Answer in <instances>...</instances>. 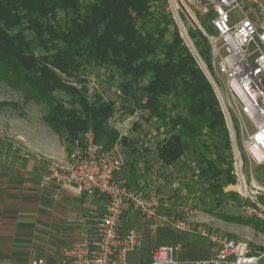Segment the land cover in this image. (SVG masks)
<instances>
[{"label": "trees", "instance_id": "1", "mask_svg": "<svg viewBox=\"0 0 264 264\" xmlns=\"http://www.w3.org/2000/svg\"><path fill=\"white\" fill-rule=\"evenodd\" d=\"M176 1L180 14L183 10ZM181 3L184 5L182 0ZM80 5V0H0V64L19 75L47 103L50 114L44 120L58 136L66 133L68 152L79 135L89 129L95 132L96 142H104L105 150L110 151L119 134L106 128L112 115L109 104H89L73 88L63 85L52 70L41 67L40 58L29 48L23 34L11 32L24 21L41 31L60 10L77 13ZM152 16L149 0H94L84 7L81 17L60 32L47 25L55 53L49 64L73 71L92 64L119 65L122 74L130 77L122 85L124 94L140 101L139 105L167 129L168 138L156 145L157 158L171 166L194 153L203 181L217 186L233 184L231 142L216 94L175 22L162 16L165 28L154 25L147 29ZM190 35L192 41L200 38L203 42L199 54L211 69L210 48L204 35L200 30H190ZM144 80H149L148 84L140 86ZM134 87L144 96H136ZM56 90L78 96L74 102L81 112L65 108L53 96Z\"/></svg>", "mask_w": 264, "mask_h": 264}, {"label": "built area", "instance_id": "2", "mask_svg": "<svg viewBox=\"0 0 264 264\" xmlns=\"http://www.w3.org/2000/svg\"><path fill=\"white\" fill-rule=\"evenodd\" d=\"M211 15L213 34L203 32L210 48V69L195 44L188 47L209 80L223 113L231 142L235 190L241 201V216L264 224V0H204ZM185 30V28L183 27ZM185 33H187L185 31ZM125 165L121 155H112L96 142L92 130L82 142H74L66 164L51 162L39 182L42 191L73 188L78 194L106 198V211L92 234L62 251L54 264H180L182 246L155 248L146 261L131 262L129 255L141 246L133 229L121 231L129 212L139 213L153 230L168 227L186 232L175 217L161 214L160 196L129 189L117 179ZM212 245L209 259L189 264H264V250L217 232H202ZM30 264H47L44 259Z\"/></svg>", "mask_w": 264, "mask_h": 264}, {"label": "rangeland", "instance_id": "3", "mask_svg": "<svg viewBox=\"0 0 264 264\" xmlns=\"http://www.w3.org/2000/svg\"><path fill=\"white\" fill-rule=\"evenodd\" d=\"M93 1L80 0L81 7L77 13L71 10H60L56 19L48 20L41 31H36L35 28L28 25V22L24 21L15 26L11 32L23 34L29 48L40 58L41 67L45 66L52 70L63 85L73 88V92L82 96L89 104L97 101L101 104H109L112 115L107 121L106 128L119 134L116 145L109 152L114 156L121 155L124 159L125 165L121 172V183H124L129 189L145 195L155 191L160 196L161 214L173 216L187 227L186 232L173 231L174 235L194 236L208 243L210 241L202 235V232H217L229 238L245 241L255 250H264V224L241 216L242 203L236 194V180L233 184L223 186H220L219 183L217 186L214 182L203 181L199 177L197 156L194 153L186 154L184 158L174 164L172 176H167L164 166L152 164L155 158L153 155L151 156V153H154L158 142L168 138L167 129L160 120L151 116L147 110L139 105L140 101L137 103L124 94L122 85L129 81L130 77L122 74L119 65L92 64L83 70L73 71L55 69L49 64L55 53L47 25L50 26L48 28L60 32L74 19L81 17L84 14V7ZM149 1L153 16L146 25L147 29H151L154 25L165 28L166 24L163 23L162 16H166L168 20L175 22L187 47L189 44L187 36L192 41L190 30H200L202 34L203 32L213 34L210 23L211 15L205 12L204 0H182L199 29L193 27L182 11L179 14L176 0ZM167 38L169 39L170 35ZM196 39L198 43L195 41L193 43L199 52V48L203 47V42L200 38ZM148 81L144 80L139 85L145 86ZM132 91L136 96H144V92L137 91L136 87ZM53 96L62 102L65 108L81 112L79 105L74 102L78 96L72 97L60 90H56ZM165 102L170 108V103ZM0 104V137L12 136L14 131L19 134L23 133L25 122L33 125L43 122L49 133L57 135L56 131L49 127L44 120L50 114L47 103L40 98L35 90L24 84L19 75L1 64ZM5 116L11 119L7 131L3 121ZM87 131L79 135L81 136L80 142H82L83 134ZM58 137L67 148L69 144L66 140V133L62 132V136ZM8 138L6 137V141L1 139L0 150L13 152L15 150L13 149L14 143L11 142L13 137ZM123 138L126 139V142L123 141ZM100 144L104 146L105 143ZM144 156L146 160H142L143 162L140 163V158ZM51 162L56 161L44 162V170ZM256 171L258 177H261L264 167L258 168ZM232 174L234 175L233 171ZM154 176L156 177L155 181L153 180ZM160 182L159 186L158 183Z\"/></svg>", "mask_w": 264, "mask_h": 264}, {"label": "crops", "instance_id": "4", "mask_svg": "<svg viewBox=\"0 0 264 264\" xmlns=\"http://www.w3.org/2000/svg\"><path fill=\"white\" fill-rule=\"evenodd\" d=\"M4 118L7 131L11 119ZM3 137L0 142L13 137L15 150H0V264H30L40 259L54 264L60 260L64 248L79 241L83 234L94 233L106 211V198L80 195L70 187L47 191L39 188L44 162L66 164L69 153L43 122L37 125L25 122L23 133L14 131V135ZM152 155L155 158L152 164L164 166L167 176H172L174 165H164L156 151ZM141 158L140 163L146 160L145 156ZM117 179L121 181V173ZM130 229L141 236V246L129 255L131 262L146 261L155 248L175 244L182 246L177 255L180 264L213 255L210 242L194 236H176L175 230L168 227L153 230L137 212L127 213L121 223L122 232Z\"/></svg>", "mask_w": 264, "mask_h": 264}, {"label": "water", "instance_id": "5", "mask_svg": "<svg viewBox=\"0 0 264 264\" xmlns=\"http://www.w3.org/2000/svg\"><path fill=\"white\" fill-rule=\"evenodd\" d=\"M187 19L192 23L195 29H199L198 25L194 22L193 18L191 17L190 13L186 10L185 6L181 3V0H178Z\"/></svg>", "mask_w": 264, "mask_h": 264}, {"label": "bare ground", "instance_id": "6", "mask_svg": "<svg viewBox=\"0 0 264 264\" xmlns=\"http://www.w3.org/2000/svg\"><path fill=\"white\" fill-rule=\"evenodd\" d=\"M182 27H183V25H182Z\"/></svg>", "mask_w": 264, "mask_h": 264}]
</instances>
